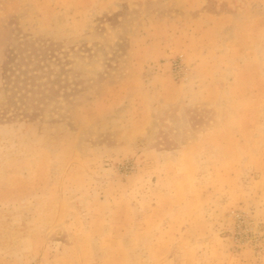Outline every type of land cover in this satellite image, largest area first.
<instances>
[{"label": "rangeland", "instance_id": "obj_1", "mask_svg": "<svg viewBox=\"0 0 264 264\" xmlns=\"http://www.w3.org/2000/svg\"><path fill=\"white\" fill-rule=\"evenodd\" d=\"M0 264H264V0H0Z\"/></svg>", "mask_w": 264, "mask_h": 264}]
</instances>
